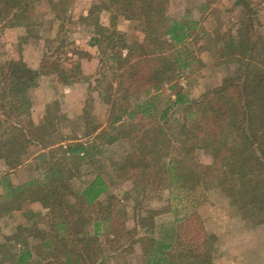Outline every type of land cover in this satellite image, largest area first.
<instances>
[{
    "label": "trees",
    "instance_id": "16d2710c",
    "mask_svg": "<svg viewBox=\"0 0 264 264\" xmlns=\"http://www.w3.org/2000/svg\"><path fill=\"white\" fill-rule=\"evenodd\" d=\"M56 2L53 7L64 10L68 0ZM101 11L138 21L142 40L128 43L116 29L103 26ZM34 18L30 0H0V35L6 28L17 30L19 47L35 33ZM84 20L94 29L92 44L116 65L115 84L105 86L101 72L93 83L79 66L61 67L53 58L55 51L44 55L38 69L30 68L21 56L9 57L0 43V224L14 212L24 213L29 221L0 244V264H101L99 226L106 223L114 228L120 212L111 202L105 208L100 205L99 198L110 190L100 165L95 164L100 169L83 188L77 189L74 181L84 166L94 165L96 157L118 141L126 143L128 150L110 160L107 171L122 181L130 180L138 192H157L167 180L181 190L215 187L243 219L264 226V38L255 29L251 9L237 37L223 45L227 60L237 64L236 71L198 99L176 91L171 106L180 116L169 126L170 133L161 125L168 110L161 112L160 119L154 118L151 101L131 104L130 99L177 83L190 65L182 46L197 23L170 18L166 0H99ZM53 74L65 84L86 79L110 105L105 125L95 124L86 108L84 141L59 136L50 119L34 125L30 117V90L41 77ZM125 117L131 123L119 126ZM199 150L210 155V164L195 162ZM23 170L30 172L29 177L15 180ZM33 203L45 213L25 211ZM92 214L98 220L94 232L87 234L84 230ZM153 216L148 226L141 223L146 227L142 235L137 230L128 232L133 239L139 235L136 240L144 244L145 261L137 264H212L213 235L205 231L199 216L185 217L174 244H156L148 236Z\"/></svg>",
    "mask_w": 264,
    "mask_h": 264
},
{
    "label": "rangeland",
    "instance_id": "374dc122",
    "mask_svg": "<svg viewBox=\"0 0 264 264\" xmlns=\"http://www.w3.org/2000/svg\"><path fill=\"white\" fill-rule=\"evenodd\" d=\"M30 1L35 13V33L28 42L19 47L17 30L6 28L1 31L0 43H4L9 57L21 56L30 68L38 69L44 55L55 51L53 58L58 59L61 67L75 69L79 66L83 74L92 78L93 83L96 78L102 77L101 72L105 76V86L115 84L116 65L105 60L100 55L101 48L92 44L94 29L84 20L88 10L99 0H68L64 8L66 12L60 5L57 9L53 7L52 2L57 4V0ZM249 8L255 29L264 38V0H166V13L170 18L197 23L191 30L187 44L182 46L185 47L184 56L188 53L190 65L177 83H172L175 84L173 87L165 84L158 92L147 96L135 95L130 99L131 104L151 101L154 104L153 117L158 119L161 112L168 110L161 125L170 133L169 126L174 125V119L180 116L177 107L171 106L176 91H182L189 99H198L236 71L237 64L227 60L229 56L223 52V45L231 37H237ZM58 9H61L59 14ZM99 17L103 26L116 29L128 43L142 40V26L138 21L128 20L121 15L115 17L108 11H101ZM47 39L51 40L50 44L45 42ZM30 97V117L34 125L44 124L46 119H50L59 136L85 140L82 133L87 126L86 108L91 110L95 124L105 125L109 117L110 105L91 90V83L86 79L65 84L57 75L43 76L38 85L30 90ZM130 123V119L125 117L118 125L127 127ZM127 150L128 145L122 141L107 146L103 155L96 157L97 162L84 166L80 177L74 181L77 189L83 188L85 182L100 169L95 164L100 165L102 175L110 185L109 192L99 198L100 205L105 208L111 202L120 212L117 215L119 224H115L114 228L106 223L99 226L96 239L101 264H137L144 260V244L136 239L143 234L145 229L142 228H146L141 227V223L145 222L146 226L151 223L150 215H154L153 227L152 234L148 231V236H153L156 244H174L185 217L192 214L199 216L205 231L213 235L210 242L212 264H264L263 225L243 219L238 209L215 187L181 190L177 184L169 185L167 180L157 192L146 195L138 192L130 180L122 181L115 173L107 171L110 160H117ZM177 152L176 149L172 155L176 156ZM195 155V162L199 164L207 165L212 161L204 151L199 150ZM29 173L20 171L15 180L23 181L29 177ZM29 210L42 215L46 211L38 203L25 208V211ZM95 217L92 214V221L84 230L87 234L94 232L93 223L98 220ZM27 224L29 221L22 212H14L2 219L0 244L6 236L14 233L17 226ZM135 230L140 232L139 235L130 238L128 232ZM78 237L82 238L83 235L78 234Z\"/></svg>",
    "mask_w": 264,
    "mask_h": 264
},
{
    "label": "crops",
    "instance_id": "0c3cea01",
    "mask_svg": "<svg viewBox=\"0 0 264 264\" xmlns=\"http://www.w3.org/2000/svg\"><path fill=\"white\" fill-rule=\"evenodd\" d=\"M66 97H67V95H66ZM71 103V102H70Z\"/></svg>",
    "mask_w": 264,
    "mask_h": 264
}]
</instances>
